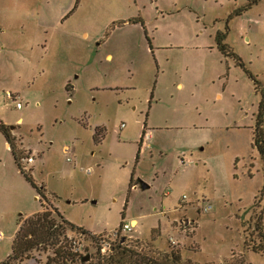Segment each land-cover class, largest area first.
Segmentation results:
<instances>
[{
	"label": "rangeland",
	"instance_id": "374dc122",
	"mask_svg": "<svg viewBox=\"0 0 264 264\" xmlns=\"http://www.w3.org/2000/svg\"><path fill=\"white\" fill-rule=\"evenodd\" d=\"M248 4L0 0V123L16 156H32L27 173L45 196L19 173L0 133V264L19 222L39 211L58 225L54 239L8 264H96L91 236L131 219L137 227L121 236L131 244L178 251L191 264H264L244 246L264 185L251 148L264 0ZM217 33L243 67L217 50ZM78 228L83 251L63 259Z\"/></svg>",
	"mask_w": 264,
	"mask_h": 264
},
{
	"label": "trees",
	"instance_id": "16d2710c",
	"mask_svg": "<svg viewBox=\"0 0 264 264\" xmlns=\"http://www.w3.org/2000/svg\"><path fill=\"white\" fill-rule=\"evenodd\" d=\"M261 0H251V4H248L245 10H249L252 5H256ZM241 10L235 12L234 15L238 16ZM226 33H217L215 36V43L217 50L225 57H230L234 59L240 67H243L240 59L235 56L223 42L225 40ZM251 77V76H250ZM254 85V91L258 95V103L256 114L254 116V126L252 128L251 137V148L257 153L258 158L262 164V176H264V86H262L258 81L252 79ZM0 133L6 140L10 152L12 154L13 160L17 166L19 173L24 177L25 181L36 191L37 196L41 199H45L43 194V187H37L28 173H24L19 165L18 158L16 156L14 146L12 145L13 139L9 134L8 128L0 123ZM145 133V124L143 126L141 136ZM94 139V138H93ZM96 141V139H94ZM140 149V144H138ZM137 160V158H136ZM131 173L129 188H131L132 183ZM40 202V201H39ZM264 202V185H262L256 202L254 203L252 216L247 222L249 232L244 240V246L254 254L264 255V226H262V217H264V206H260V203ZM41 203V202H40ZM260 208V209H259ZM255 209H259L256 212ZM54 213L58 216L61 222L66 225L71 230H75L74 227L69 222L65 221L62 216H60L55 209ZM121 220H123V213L121 214ZM121 224L119 225V227ZM58 225H55L54 219L51 217V213L48 211L37 212L22 219L19 222L18 229L14 235L11 242V253L7 257V260L1 264H8L9 260L20 259L24 254L34 250V248L39 244H44L50 239H54ZM83 234H87L82 229L78 228ZM248 231V230H247ZM68 250V249H67ZM56 254L63 253L60 250H56ZM69 252V250H68ZM99 256L96 260V264H191L189 261H182L178 251H170L168 253L155 252L150 249L147 245L142 246L140 243H129L125 237H119L111 241V252L107 256ZM72 257L66 254L63 259ZM80 261V260H79Z\"/></svg>",
	"mask_w": 264,
	"mask_h": 264
},
{
	"label": "built area",
	"instance_id": "2783aa9c",
	"mask_svg": "<svg viewBox=\"0 0 264 264\" xmlns=\"http://www.w3.org/2000/svg\"><path fill=\"white\" fill-rule=\"evenodd\" d=\"M6 99L10 100L13 103L14 109L15 110H20L22 108V105L20 103V100L18 98L17 95L12 94V93H6ZM122 127V125L120 126ZM144 136V135H143ZM143 136H140L141 140L140 142L142 143L143 141ZM149 138V135H146V141H144V144L147 142ZM9 147V146H8ZM141 148V147H140ZM62 153L64 155H67V153H69V149L68 148H63L62 149ZM66 161L69 162V158H66ZM18 165L20 167V169L24 172L27 173L28 172V168L31 166V164L33 163V158L32 156H30L29 154H26L24 156H20L17 160ZM90 173L89 170L85 171V174L88 175ZM185 199V198H183ZM202 212L207 213L211 210V206L208 204H205L201 207ZM132 227L130 225L127 224H121L120 227H118L117 229L113 230L111 233L107 234V235H97V236H91L94 242V246L96 248V251L98 252V254L100 256H107L110 252H111V241L113 239H117L121 236H124L123 234L125 233H129L131 231ZM83 237L84 234H78L75 233L74 235L68 237L67 239V247L69 252L72 255L78 256L82 253L83 251ZM173 244V243H172Z\"/></svg>",
	"mask_w": 264,
	"mask_h": 264
},
{
	"label": "crops",
	"instance_id": "0c3cea01",
	"mask_svg": "<svg viewBox=\"0 0 264 264\" xmlns=\"http://www.w3.org/2000/svg\"><path fill=\"white\" fill-rule=\"evenodd\" d=\"M106 60L110 59V55H106ZM176 87L177 88H182V84L181 83H177L176 84ZM19 122V120L17 121V123ZM8 147V145H7ZM183 203V202H182ZM40 212V211H39ZM134 224V226L132 227V225ZM129 225L132 227V228H136L137 227V221L135 219H131L130 222H129Z\"/></svg>",
	"mask_w": 264,
	"mask_h": 264
},
{
	"label": "water",
	"instance_id": "95a60500",
	"mask_svg": "<svg viewBox=\"0 0 264 264\" xmlns=\"http://www.w3.org/2000/svg\"><path fill=\"white\" fill-rule=\"evenodd\" d=\"M140 188L141 189H146L147 188V185H145L144 183H140ZM89 260V257L88 256H85V257H83L82 259H81V263H85V262H87Z\"/></svg>",
	"mask_w": 264,
	"mask_h": 264
}]
</instances>
